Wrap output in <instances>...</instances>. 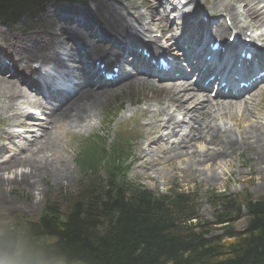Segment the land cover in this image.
Masks as SVG:
<instances>
[{
	"label": "trees",
	"instance_id": "trees-1",
	"mask_svg": "<svg viewBox=\"0 0 264 264\" xmlns=\"http://www.w3.org/2000/svg\"><path fill=\"white\" fill-rule=\"evenodd\" d=\"M21 1L38 0L0 4L25 8ZM102 146L101 141L78 154L85 179L75 192L46 203L37 219L13 214L0 225V242L23 243L48 264H264V198L211 195L213 225L226 224L222 236H215L211 223L199 221L193 197L154 196L115 183L124 150ZM242 206L246 226L235 232L229 223Z\"/></svg>",
	"mask_w": 264,
	"mask_h": 264
},
{
	"label": "rangeland",
	"instance_id": "rangeland-1",
	"mask_svg": "<svg viewBox=\"0 0 264 264\" xmlns=\"http://www.w3.org/2000/svg\"><path fill=\"white\" fill-rule=\"evenodd\" d=\"M97 1H100V6L103 5L102 13L105 16H107V4H111V6L114 7H121L122 10H124V14H128V18L132 19V24L137 26L136 28L138 30H140L143 25L150 27L151 24H157V28L155 29L162 31L159 32L161 37H164V39H167V37L169 38L171 33L169 25L171 11H169V9L171 8L166 6L165 2L160 8L165 11V19L163 20L159 13L158 0H151L150 8L145 5L144 0H72L71 2H67L69 4L63 3L56 6L55 4L47 6L45 14H47L46 18L48 20L44 21L41 19L37 24L27 29H25L26 27H21L23 21L11 30L2 28L3 34L0 36V40L2 42L16 43L15 57L29 64L35 56H39L40 54L47 55L52 50L50 47H46L47 44H52V42H48L49 37L46 33L48 31L46 23L49 24L52 19L58 20L57 17H62V14L69 16L74 13H80L86 16L90 23L92 21L95 22V20L91 21L89 18H95L100 21L98 17L91 15L95 11ZM216 1L217 0H197L195 3L201 4L198 7H214L216 12L221 13L226 10L225 7L227 5L231 8L234 7L231 6L234 4L233 0H220L224 2V7L218 6L217 3H215ZM238 7L239 4L235 6V10L232 9L236 14H238ZM51 9L53 10L50 11ZM47 10H49V12ZM55 11L58 12L55 13ZM54 14L57 15V17H52ZM133 20H135L136 23H134ZM42 25L44 27H42ZM16 38L18 39L16 40ZM159 40H161V38ZM161 42L164 43L162 40ZM182 89L183 88L178 86L179 91H173L169 88L159 87L151 81H145L142 78L133 79L115 86L113 91L106 92L107 95L101 99L102 101L99 104L98 110L92 116L90 121L91 128L87 126L83 129H68L62 122L55 123L51 126L49 122H46V127L52 131L54 138L59 144V148H55L56 151L54 156L56 159L52 156L53 147H51L50 152H48V158L54 162L64 163L68 169L69 179L59 182L51 179H44V184H39L36 190H30L24 185H16L17 183L8 184L4 182L0 185V225L10 223L13 214L36 219L40 215L41 209L45 205L47 199H50V202H54L62 197L64 193L74 191L79 181L82 179V172L75 163L77 146L81 141L97 133H100L102 137L105 138V149H107L109 141L118 133H123L131 140L130 151L134 153V159L130 166L129 178L139 182L156 194H164L169 188L174 186H177L178 189L185 192L198 191V197H201L200 218L202 220H207L209 223L212 220V216L211 209L206 202L205 195L208 192H223L226 190L228 193H240L247 191L255 197L264 196V162L257 163L255 161L259 151L258 145L260 143L257 145L253 143L250 149L243 148L231 154H227L224 157L222 156L223 153H221L222 158L213 162H206L205 158L201 159L199 166H194L191 172L187 170L188 165L185 164L187 156H181L173 163L169 161L163 164V167L158 166L159 170L157 172L155 171L156 166L146 171L137 164L140 157V152L138 150L139 146L145 150V155L148 154L145 148L148 142V136L151 135L154 138L148 127L154 124L151 120H156L158 113H160L161 118H163L162 111L165 109V105H167L165 101L169 100L170 103L178 104L184 101L188 94L195 93L190 90L187 92L188 94L184 96V93L181 92ZM197 98H199L198 95ZM9 101L12 102L9 103ZM12 103L15 108L19 107L21 109L20 114H24L28 110V98L23 91L19 89L15 91L13 88L6 85H4V88L0 86V128H2L4 120L7 121L9 125L3 128H5V130L11 129L16 132V135L23 137V140L26 142V138H30V136H34L35 133H37L36 128L22 134L20 129L16 127L20 122L24 121V119L20 117L19 121H17L14 114L10 112L2 114ZM192 103V100L188 101L185 106H188V104L191 105ZM211 104L214 105V103ZM211 104L209 103L206 109L212 111ZM235 106L238 111L246 108V105ZM240 107L241 109H239ZM236 108H234V110H236ZM169 111L173 112L174 110L170 109ZM222 112L223 111H220L218 114L212 111L213 115L216 116V125L223 127L224 124L226 126L228 124L231 126L228 128H230L233 133L237 134L235 130L238 128V125L235 129L230 119L221 117ZM246 112L245 113L248 114L246 117L247 123H250L249 121L251 120L255 123L254 125L261 126L256 122L255 118H257L264 124V89L251 97L250 101H248ZM252 114L255 115L253 116ZM106 119L107 121L112 120L109 126L104 125ZM204 119L205 115L203 120ZM202 125H204L203 121ZM253 126L251 130L260 133L264 131L261 127L260 130H255ZM236 134L234 137L231 135L229 136L234 139ZM224 137L225 135H221L214 137V139H210L208 144H205V153L218 152V149L224 145V142L221 143ZM19 140L20 139L17 137L8 138L6 135L0 133V161L10 159L16 154L15 149ZM262 145L263 144H260V146ZM200 146L201 143L195 144L196 148ZM225 148L226 146L222 148V150ZM152 149H155V147L153 146ZM189 151H194V149L191 148ZM22 155L24 156V152ZM15 157H17V155H15ZM146 159H148V155ZM171 168L173 169L171 170ZM12 169L11 172H14L15 170ZM2 173H5V175L7 174L5 171H0V174ZM244 225L245 222L243 218H241L234 224L236 228L235 231L241 230ZM221 226L222 224L215 226L218 235Z\"/></svg>",
	"mask_w": 264,
	"mask_h": 264
},
{
	"label": "bare ground",
	"instance_id": "bare-ground-1",
	"mask_svg": "<svg viewBox=\"0 0 264 264\" xmlns=\"http://www.w3.org/2000/svg\"><path fill=\"white\" fill-rule=\"evenodd\" d=\"M185 4H187V8H189L190 5L193 6V8H189L185 14L180 15V21L184 22L186 17L191 18V21L184 22L183 27L190 25L192 29L197 30L199 32H203V30H206V32L209 35H213L215 39L219 41H223V34H221V31L223 29L222 23H220V27L216 26V19L220 17L219 14H217L216 9L214 7H207L208 10L213 11H207L204 10L202 13V17L206 18V21L200 20L201 13L199 11L193 12L195 9V2L197 0H184ZM145 5L150 8L151 7V0H144ZM234 3L238 4L241 3L240 8L242 9L241 15L244 19L248 18V22L246 20V27L248 29H260L263 28L262 33H260L259 37L264 38V0H236ZM97 6H95V11L91 14L94 17H98L100 21H98L99 25L96 24V26L99 29V34L108 39H113L116 44H120L118 38L121 40L126 41H136L138 40L137 32L134 30L132 25L129 23V18L126 16L127 14H124V10H122L121 7H114L111 6V4H107V16H105L102 13L103 5L100 6V1H97ZM218 6L224 7V2L219 1L217 2ZM99 6V7H98ZM181 6V4H180ZM183 7V6H182ZM181 8V7H180ZM227 14H225L226 18L232 17L234 19V22L237 21L234 12L229 9V5L226 7ZM85 14V13H84ZM85 20V19H84ZM255 20V21H253ZM136 23V21H135ZM216 26V27H215ZM157 28V26H155ZM97 29V28H96ZM241 28L240 30H242ZM148 31H150L147 28ZM228 30V29H227ZM107 31H112L110 33H107V35H103ZM56 32H58L56 29L52 27V29L49 31V34L55 35ZM129 33V34H128ZM72 34L75 37V47L78 46L79 49L85 51L84 55L80 56L79 54L71 55L73 58L70 59L71 61H75L80 65L82 62L85 63V67H88V63L86 61L91 60V54L89 51V48L87 47L86 43L83 41V39L77 35L76 32H72ZM149 34V33H148ZM221 34V35H220ZM239 32L236 33V41L235 44L238 45L239 43ZM175 39V38H174ZM185 41H182V43H185ZM58 45V43H56ZM61 45V43L59 44ZM86 46V47H85ZM91 50H94V46L91 45ZM195 49L197 52L202 51V45L200 42L195 41L194 43ZM62 48L61 46H56V50H60ZM177 51L179 49L175 47ZM88 52H87V51ZM254 54L257 55V50H254ZM57 53H54L52 56L56 55ZM50 56L49 58H51ZM48 57V56H44ZM40 57L38 59L44 58ZM215 63L220 61L221 55L216 54L215 56ZM235 57V56H233ZM231 58H226L225 62L230 61ZM49 61H43L45 65H51V63H48ZM48 63V64H47ZM70 61L67 62H59V65L63 68H67V66H70ZM189 63L191 65L192 61L189 60ZM251 63L246 66L244 63L241 66H238L236 63H232L231 67H239L242 70L243 77L245 78L248 73L246 70L248 67H250ZM215 66V64H214ZM91 65H89V68ZM229 79H232V76H228ZM9 87L13 88L15 91H17V87L12 83L11 78L9 79ZM197 88L199 86L195 84ZM183 93L186 91L183 90ZM14 95V94H13ZM106 92L101 90L100 94L96 93H86L82 97H79L75 101H73L70 104H67L65 106H62L56 110L50 115L49 121L51 125L55 123L62 122L63 125L68 129H83L84 127L91 128V119L93 114L98 110L99 104L102 101L101 99L106 96ZM12 96V95H11ZM193 100V98L191 99ZM171 101V100H170ZM12 101H9L11 103ZM167 103V106H171L172 104L169 102V100L165 101ZM173 102V101H171ZM184 103H188V99L184 100ZM243 103H239V105H242ZM201 105V103L198 101L197 106H189L188 108L184 109V117L188 119L187 125L178 124L181 126H178L176 122H174L173 118H169L168 120H163L160 118L159 120L155 121L154 119L151 120L152 123L155 125H164L162 137L160 140H158L156 137L153 138L151 135L148 136V142L146 143V151H148V159H146L145 150L142 149L141 146H139V161L137 164H139L141 167H143L146 171L148 169H151L155 167V171L157 172L159 170L158 166H162L163 164L167 162H175L176 159H179L181 156H187V161L185 164L188 165L187 170L192 171L194 166H199L201 159L205 158L206 162H213L219 158H222V156H226L227 154H231L233 152H236L237 150L246 148L250 149L254 143V145L257 144H263L260 146L258 145V153L256 155L255 161L257 163H263L264 162V131L259 134L257 131L251 130L249 126H247L242 131L243 140L241 139H232L231 136L233 135L230 129H221L218 126L215 125L216 116L213 115L212 111L208 109L205 111V119L203 121V126H199L198 130L193 123L194 117L196 115H202L204 112V104L202 103V110L197 113L196 109ZM39 108H42L41 105L36 104ZM208 106V105H207ZM206 106V107H207ZM215 107H218L220 111L228 109L231 107L230 103H219L216 104ZM177 109V108H176ZM21 110V109H20ZM19 110V112H20ZM179 111H182L181 109H177ZM8 112L14 111V105L13 103L8 107L6 110ZM164 116V115H163ZM26 117L30 120L36 119L35 117H31L28 113ZM173 124L174 127L177 128V134H173L172 131L168 132L166 130V126ZM20 126L24 127L25 129H29L31 126L34 127L35 125H40L39 123L34 122H25L19 123ZM251 125V121L249 123ZM261 128L264 129V125L261 126ZM261 128H258L259 130ZM182 130H186L185 135L180 137V134ZM197 136H201L205 134L206 132L209 134H229L227 137H224V140L221 142H224V145L218 149L219 151L216 153H205V150H198L195 147L196 142L195 136L193 138L190 137L191 134H196ZM39 135L38 138H34L33 140H30V143L23 144L21 148H18L17 157L15 159H10L5 161L0 165V171H5V173L0 174V185L4 182L8 184H14L16 185H24L28 189L36 190V188L39 186V184H44V179H51L53 181L59 182V181H66L69 179L68 169L67 166L64 163L54 162L48 158V152H50V148L53 147L52 156L55 155V148H59V144L57 143L56 139L53 136V133L51 130H44L39 129L38 130ZM188 138V140H186ZM236 139V140H235ZM249 140V141H247ZM184 145V146H183ZM155 147V149H152V147ZM225 149L222 150V148ZM187 149H183V148ZM36 149L35 152H33L30 155H27V151L31 152L33 149ZM191 148L194 149V151H189ZM26 153L23 157L19 156L23 152ZM221 150V151H220ZM214 152V151H213ZM221 153L223 155L221 156ZM54 159L56 157L54 156ZM172 166V165H171ZM12 168H16L14 172H11ZM174 168V167H173ZM171 168V170L173 169Z\"/></svg>",
	"mask_w": 264,
	"mask_h": 264
},
{
	"label": "clouds",
	"instance_id": "clouds-1",
	"mask_svg": "<svg viewBox=\"0 0 264 264\" xmlns=\"http://www.w3.org/2000/svg\"><path fill=\"white\" fill-rule=\"evenodd\" d=\"M0 264H48L41 254L23 243L0 242Z\"/></svg>",
	"mask_w": 264,
	"mask_h": 264
}]
</instances>
